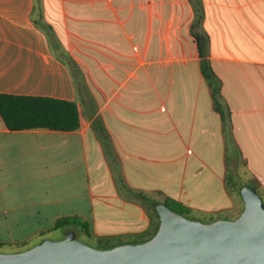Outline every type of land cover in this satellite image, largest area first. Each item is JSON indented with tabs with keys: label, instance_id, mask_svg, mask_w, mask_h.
<instances>
[{
	"label": "crops",
	"instance_id": "obj_1",
	"mask_svg": "<svg viewBox=\"0 0 264 264\" xmlns=\"http://www.w3.org/2000/svg\"><path fill=\"white\" fill-rule=\"evenodd\" d=\"M0 94L74 102L80 120L10 131L0 116V219L36 223L8 244L58 229L131 243L157 225L140 193L234 220L237 160L264 201V0H0ZM73 218L86 230L56 228Z\"/></svg>",
	"mask_w": 264,
	"mask_h": 264
},
{
	"label": "water",
	"instance_id": "obj_2",
	"mask_svg": "<svg viewBox=\"0 0 264 264\" xmlns=\"http://www.w3.org/2000/svg\"><path fill=\"white\" fill-rule=\"evenodd\" d=\"M240 195L244 206L234 220L203 223L157 203L158 230L145 242L99 249L69 233L59 241L0 254V264H264L263 199L249 185Z\"/></svg>",
	"mask_w": 264,
	"mask_h": 264
},
{
	"label": "trees",
	"instance_id": "obj_3",
	"mask_svg": "<svg viewBox=\"0 0 264 264\" xmlns=\"http://www.w3.org/2000/svg\"><path fill=\"white\" fill-rule=\"evenodd\" d=\"M39 1L40 0H37V3ZM35 24L37 23L35 22ZM196 41L200 52L204 54L207 39L196 36ZM202 58H204V55H202ZM201 68L205 79L211 87L215 110L222 115L223 111L220 106L221 94L219 83L216 81L215 76L206 61L203 60ZM0 116L5 126L10 131L41 129L53 131H74L80 126L77 105L74 102L53 98L0 94ZM138 196L150 205L158 221L156 228L151 235H141L137 240L131 242L133 244L149 240L157 232L159 226V217L154 209V205L157 204V202L150 200L141 193ZM163 204L184 217H191L190 210L180 204H176L169 200H165ZM64 226H75L83 231H85L87 227L84 222L76 218L63 219L56 223V228ZM98 243L104 246L102 249H110L117 245L128 244L130 242L123 243L117 242L113 238H99Z\"/></svg>",
	"mask_w": 264,
	"mask_h": 264
},
{
	"label": "rangeland",
	"instance_id": "obj_4",
	"mask_svg": "<svg viewBox=\"0 0 264 264\" xmlns=\"http://www.w3.org/2000/svg\"><path fill=\"white\" fill-rule=\"evenodd\" d=\"M230 169L231 171L229 172L228 183H227L229 186V190L233 191L234 194L239 195L240 194L239 189L246 184L245 182L248 181V178L244 173L240 161L237 160L236 171H233V164L230 165ZM148 210L150 212H153L150 206ZM153 214H154L155 222L157 223L158 219L156 218L154 212ZM189 218L201 221L203 223L212 222L209 216L197 215L196 213L191 214V217ZM2 219L4 220V217L0 219V254L17 253L20 252V250H24V248H27V246L30 249L43 240L59 241L64 239L66 236L62 229H58V230H51L50 232L44 233L43 235L32 236L30 237L28 244L26 245L8 244L6 242H8L9 240H20L28 236L29 233L34 231L36 223H2ZM72 233L75 235V238L82 243H85L89 246L99 249H102L104 247L103 245L98 243L97 239L88 237L85 234L78 231L77 229L72 230Z\"/></svg>",
	"mask_w": 264,
	"mask_h": 264
}]
</instances>
